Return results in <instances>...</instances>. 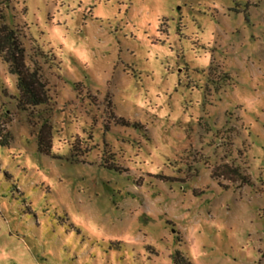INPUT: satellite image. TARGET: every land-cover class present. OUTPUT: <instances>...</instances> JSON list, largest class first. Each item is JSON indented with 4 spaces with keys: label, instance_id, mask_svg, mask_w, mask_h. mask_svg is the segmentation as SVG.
<instances>
[{
    "label": "rangeland",
    "instance_id": "rangeland-1",
    "mask_svg": "<svg viewBox=\"0 0 264 264\" xmlns=\"http://www.w3.org/2000/svg\"><path fill=\"white\" fill-rule=\"evenodd\" d=\"M3 24L49 101L20 110L0 56V264H264V0H0Z\"/></svg>",
    "mask_w": 264,
    "mask_h": 264
},
{
    "label": "trees",
    "instance_id": "trees-1",
    "mask_svg": "<svg viewBox=\"0 0 264 264\" xmlns=\"http://www.w3.org/2000/svg\"><path fill=\"white\" fill-rule=\"evenodd\" d=\"M0 56L9 65L12 73L17 75V85L20 92L18 106L20 110L28 111L46 104L49 101L48 90L41 79L39 69L31 70L26 64V50L22 46L17 31L6 24L0 26ZM129 125L127 122L126 125ZM49 125L44 124L42 134L39 139V151L48 153L50 150V141L46 134ZM5 139L0 141V145H7ZM234 170V169H230ZM238 172L237 170L234 171ZM239 174V173H237ZM221 176H225L224 174ZM247 181H245L246 183ZM175 264H191V262L181 253L174 257Z\"/></svg>",
    "mask_w": 264,
    "mask_h": 264
}]
</instances>
